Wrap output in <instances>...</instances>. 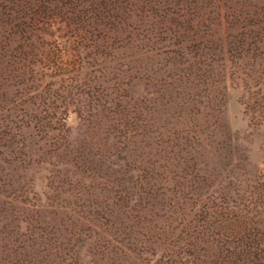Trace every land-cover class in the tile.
<instances>
[{"label": "rangeland", "instance_id": "374dc122", "mask_svg": "<svg viewBox=\"0 0 264 264\" xmlns=\"http://www.w3.org/2000/svg\"><path fill=\"white\" fill-rule=\"evenodd\" d=\"M225 1L198 32L202 45L214 40L221 52L209 58L200 46L195 58L185 54L174 66L147 53L139 80L134 69L119 76L120 95L107 112L68 114L66 146L52 153L31 148L23 166L0 173V264L15 239L43 228L66 248L58 250L64 262L50 256L57 264H157L186 239L194 211L205 204L238 206L264 228V59L247 54L242 70L229 62L225 37L240 31L224 22V14L238 17L237 0ZM250 4L245 10L254 17L244 33L264 28V0ZM140 22L131 21L135 34H160L164 46L167 33ZM258 36L264 40V29ZM131 51L115 61L121 70ZM116 103L121 112L128 105L124 115L109 113ZM111 211L119 213V232L135 234L133 252L115 251L118 229L106 225Z\"/></svg>", "mask_w": 264, "mask_h": 264}, {"label": "trees", "instance_id": "16d2710c", "mask_svg": "<svg viewBox=\"0 0 264 264\" xmlns=\"http://www.w3.org/2000/svg\"><path fill=\"white\" fill-rule=\"evenodd\" d=\"M219 1L0 0V173L5 168L23 166L31 148L52 153L66 146L68 114L90 116L107 112L108 104L120 95V77L134 69L132 79L139 80L142 71H146L143 63L148 54L162 57L165 65L174 66L175 60L185 54L195 58L201 47L209 51V58L217 55L216 51L221 52L223 49L214 40H209V46L202 45L198 34L200 27H208L211 14L219 11L220 15L221 8L224 11L227 1ZM250 2L237 0L238 17L233 12L224 14V22L230 24L228 29L240 31L227 34L224 46L229 62L237 70L243 69L240 62L247 54L264 59V40L258 36L264 28L253 33L242 31L250 25L248 16L254 17L251 10H245H253ZM230 9L226 7L225 11ZM259 9L261 19L264 6ZM133 18L142 25L151 21V25L167 33L164 46L160 45V34L151 38L135 34L138 24L131 23ZM130 31L134 35L128 34ZM132 39L138 42L132 45ZM125 50L131 52L122 56L128 60L127 68L121 70L122 65L115 61L121 60L120 54ZM131 63L133 67H129ZM194 63L196 66L201 62L194 59ZM126 107L121 112L123 106L116 103L109 113L124 115ZM125 133L119 131L120 136ZM237 207L231 209L223 202L217 207L202 205L193 213L186 239L179 240L173 254L156 263L264 264V228L258 226L254 216ZM123 217L126 218L125 213ZM106 225L118 229V238L113 239L116 244L112 243L115 251L133 252L135 234L131 228L119 232V213L111 211ZM51 230L43 228L36 237L30 233L22 241L16 237L15 243L3 250V264H57L51 255L64 262L66 259L59 256L58 250L66 248L57 245ZM154 234L153 231L150 236L154 238Z\"/></svg>", "mask_w": 264, "mask_h": 264}]
</instances>
